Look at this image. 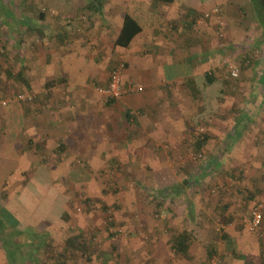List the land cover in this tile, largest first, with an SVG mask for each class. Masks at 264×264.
<instances>
[{
    "label": "crops",
    "instance_id": "0c3cea01",
    "mask_svg": "<svg viewBox=\"0 0 264 264\" xmlns=\"http://www.w3.org/2000/svg\"><path fill=\"white\" fill-rule=\"evenodd\" d=\"M42 1L54 7L56 15L40 17V4L34 2L20 7L22 13L0 5V11L6 8L12 12L0 17V100L9 95L7 91L33 95L23 103L0 104V187L24 186L27 180L36 178L35 170L46 167L44 161L42 167L36 165L40 162L37 156L59 153L61 160L79 157L87 166L107 168L109 161H116L114 155L123 154L131 160L134 154L163 151L160 144L164 140L185 141L188 127L175 126V121L178 108L190 106V101L185 99L187 93L180 91L188 85L192 95L196 82L208 85L215 81L208 83L205 78L212 64L208 57L212 43L197 55L194 38L183 33L190 32V26L199 25L201 19L197 15L190 23L189 17L182 16L189 9L197 14L210 11L216 0L197 4L187 0L183 3L187 7L175 16L171 11L165 15L159 8L165 2L157 0H89L79 4ZM125 15L137 22L139 31L122 46L117 39ZM67 17L74 18L70 25L65 23ZM121 61L123 81L139 82L143 90L109 102L95 86H105L111 69ZM199 118L204 119L209 134L203 150L211 152L222 140L225 145L216 153L230 150L233 159L229 158L228 170L231 176L242 172L243 177L232 181L231 187L226 185L227 180L215 178L209 166L206 178L195 176L185 181L175 173L174 182L155 178L133 182V187L159 186L157 193L167 205L164 210L170 222L164 226L163 221H149L147 241L139 239L129 225L132 233L127 232V239L114 240L110 235L112 243L91 245L90 263L199 264L209 260L210 264H264L257 231L248 229L252 204L255 199L264 202V154L254 155V159L242 157L240 152L251 151L246 149L250 142L240 140L246 132L214 135L210 131L212 120ZM212 138L218 139L213 147L209 144ZM253 138L260 142L257 135ZM142 159L145 170H159V165H148ZM5 165L10 168L6 170ZM20 170L30 173L23 177ZM221 182L226 189L211 194L210 187ZM174 184L175 189L170 188L172 194L165 199L166 188ZM124 200L146 212L151 199L142 195L138 202L131 197ZM146 215L149 217L148 211ZM171 228L175 237L184 236V249H178L174 239L170 241L167 230ZM84 247L90 248V242Z\"/></svg>",
    "mask_w": 264,
    "mask_h": 264
},
{
    "label": "rangeland",
    "instance_id": "374dc122",
    "mask_svg": "<svg viewBox=\"0 0 264 264\" xmlns=\"http://www.w3.org/2000/svg\"><path fill=\"white\" fill-rule=\"evenodd\" d=\"M88 1L53 0L56 3L76 4ZM204 1L206 0H193L195 4ZM31 2L40 4V9L48 16H54L57 13L54 7L43 5L47 3L42 0H0V5L13 7L17 13H22L20 7ZM185 2L187 0H178L171 4L159 2L161 4L159 8L165 15L171 11L175 16V13L179 14L187 7V4L183 5ZM212 5L218 8L216 14L203 18L199 12L197 18L199 16L203 18L199 25H191L190 32H183L194 38L192 43L197 55L207 51L211 46L207 43H212L213 49L210 55L208 53L212 64L207 70L214 73L212 77L215 81L208 85L196 82L199 90V94L196 95L193 92L192 95L190 94L188 85L183 87L185 89H181L182 94L184 91L187 93L185 99H189L190 106L187 104L183 108H178L179 114L176 117L179 118L175 121V126L185 124L188 127L186 129L188 136L185 141L175 142L174 140L170 143L169 140H164L160 144L163 151L134 154L131 160L123 154L114 155L115 159H112L116 161H109L111 165L107 168L96 169L87 166L79 157L70 159L67 156V160H61L57 157L60 156L59 153L37 156L36 161L42 164L39 162L36 165H43V161L46 165V167L43 166L44 170H35L36 177L42 176L41 179H29L24 186L19 187L7 185L0 187V217L8 211L17 219L21 216V221L27 223L23 225V233L28 236L25 238V235H22L23 243L19 242L20 237L14 233L18 227L7 226L9 229L6 230V235L8 240H12V246L6 247L5 243L1 242L3 245L0 243V264H55L57 253L60 250L63 252L65 247L69 248L64 253L66 259L64 264H92L89 261L92 254L91 245L112 243L113 238L114 240L127 239L130 235L127 233L129 225L132 226L133 233L140 237L139 239L147 241L149 221L156 223L160 220L163 221L164 226L170 222L167 221L168 213L164 210L167 205L165 206L164 200H160V195L157 193L159 186L151 185L144 188L131 186L135 181L143 182L145 179L155 178L157 181L174 182L175 173L185 181L195 176L206 178L205 171L210 166L211 169L208 171L214 173L215 178L222 182L227 180L226 185L233 187L232 181L242 178L243 174L234 172L231 176L228 167L230 166L229 158L232 156L229 155L233 154L230 150L220 151L225 143L221 140L218 146L213 147L218 139H210L209 144L213 147L211 152L203 149L196 150L194 147L196 138L206 130L202 122L204 119L199 116L212 120L210 131L213 134L235 130H240L241 133L246 132L242 133L245 137L240 140L247 139L251 146L246 149L251 151L248 154L240 152L242 157L254 159V155L264 154V31L262 30L264 26L251 0H216ZM11 13L4 8L0 11V17H8ZM73 19V17H67L65 23L70 25L69 21ZM195 59L200 58L193 60ZM231 65H238L240 68V75L235 80L224 78ZM7 92L10 96L23 91ZM251 135L253 137L257 135L260 142L257 144ZM216 149H220L221 154L216 153ZM257 156L255 158H258ZM216 157L219 159L214 164ZM142 158L148 165H159V170L150 168L145 170ZM24 163L27 166V162ZM161 163L163 167L160 166ZM216 165H218L217 168ZM8 168L10 166L5 165V169ZM21 171L23 177L30 173L29 170H24L23 173ZM222 182L221 185L210 187L212 190L210 193L217 195L224 187ZM170 188L175 189V184L166 188L165 199H168L167 194H172ZM142 195L146 199H151L149 203H146L149 217L146 215L147 211L140 210V205L139 207L133 202L127 204L124 200L131 197L138 202ZM257 202L262 204L264 218V202L255 199L254 203ZM127 207L128 212L125 213ZM60 208H64L66 215L68 214L67 223L64 225L57 223L63 220L60 218L62 213ZM5 220L10 221L4 217ZM129 232L132 233V231ZM167 233L170 241H173L174 228H171V231L167 230ZM256 233L264 253V222ZM78 234L90 242V248H85L88 251L73 249L70 240L75 239ZM110 235L113 236L112 239ZM0 240H3L2 237Z\"/></svg>",
    "mask_w": 264,
    "mask_h": 264
},
{
    "label": "trees",
    "instance_id": "16d2710c",
    "mask_svg": "<svg viewBox=\"0 0 264 264\" xmlns=\"http://www.w3.org/2000/svg\"><path fill=\"white\" fill-rule=\"evenodd\" d=\"M93 1H95L96 3L100 2V0H93ZM157 1L158 2H165V3H172L174 0H157ZM251 1H252L253 5L255 6V9L257 10L258 18H259L260 22L264 26V5H262L264 3V0H251ZM89 7L90 6H88V8ZM91 7L93 10H95L94 6H91ZM44 14H45V12H43V10L40 9V15L39 16L43 17ZM197 15L198 14L195 11L189 9L185 14H183L182 18L189 17L190 23H192V21L194 22ZM262 30L264 31V27ZM138 31H139V26H138L137 22L135 20H133L130 16L125 15L124 23H123V26L121 29V33H120L119 38L117 39V44L125 46L128 43V41L130 40V38ZM205 78H206V81L208 83L209 82L211 83L213 81L212 79H214L208 73L205 74ZM191 90L195 95L199 94V90L196 87V84L192 85ZM109 102H112V101H109ZM203 122L205 123V121H203ZM208 139H209L208 131L204 130L202 133L199 134V137H197L195 140V144H194L195 149L196 150L203 149L204 144L208 141ZM36 178L41 179L42 176H37ZM1 209L3 210V208H1ZM60 209L62 211L60 218H62L63 220L58 221L57 223H58V225L59 224L64 225L67 223L66 218H67L68 214L66 215V211L64 208H60ZM4 217H5V219H10V221L5 220L6 221L5 222ZM20 218H21V216H20ZM20 218L17 219L15 217H12V214L9 211L4 213V215H2L0 217V237H2V239L4 240V241L0 240V243L1 242L5 243L6 247H10L9 245L12 244V240H8V238H7L8 235H6V230H8L9 228L18 227V229H16V231H14V233L20 237L19 242H22V240H23L22 235H25V238H28L27 234L23 233L24 232L23 231V225H26L27 223L22 222ZM110 224H113V223H110ZM7 226H10V227L7 228ZM7 234L11 235L10 232H7ZM70 241H72L71 244H72V247L74 250L88 251L87 249H85L86 247H84L87 245L88 241L85 237H81L80 234H78V236L75 239L70 240ZM174 241H175V243H177L178 249H184V244H185L186 240H185L183 235H178V236L174 237ZM1 245H3V244L1 243ZM68 248L69 247H65L63 249V252H62V250H60L57 253V261L55 264H64L65 263L66 259H65L64 253H65V251H67Z\"/></svg>",
    "mask_w": 264,
    "mask_h": 264
},
{
    "label": "built area",
    "instance_id": "2783aa9c",
    "mask_svg": "<svg viewBox=\"0 0 264 264\" xmlns=\"http://www.w3.org/2000/svg\"><path fill=\"white\" fill-rule=\"evenodd\" d=\"M53 12V11H52ZM218 12V8L214 7L210 11H206L203 13V18L208 17L211 14H216ZM198 19H202V17H198ZM123 71H124V63L121 61L117 65H115L108 77V82L105 86H95V90L103 95L106 101L109 100H117L124 95L141 92L143 90V85L136 81H123ZM210 75L214 74L212 71H209ZM240 75V68L238 65H231L227 69L224 78L235 80ZM33 95L31 93L19 92L13 93L10 96L1 99V106H6L10 101L16 102H25L27 100H31ZM264 222L263 213H262V204L257 202L254 203L250 209V220L248 223V229L250 231H257L260 229ZM212 261L204 260L199 264H210Z\"/></svg>",
    "mask_w": 264,
    "mask_h": 264
}]
</instances>
